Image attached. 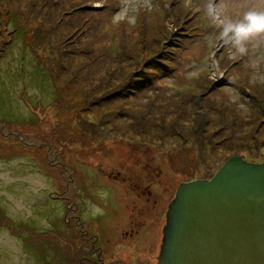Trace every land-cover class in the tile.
<instances>
[{"label": "rangeland", "instance_id": "obj_1", "mask_svg": "<svg viewBox=\"0 0 264 264\" xmlns=\"http://www.w3.org/2000/svg\"><path fill=\"white\" fill-rule=\"evenodd\" d=\"M48 1L0 0V264H158L182 183L264 162V45L208 41L264 0Z\"/></svg>", "mask_w": 264, "mask_h": 264}, {"label": "water", "instance_id": "obj_2", "mask_svg": "<svg viewBox=\"0 0 264 264\" xmlns=\"http://www.w3.org/2000/svg\"><path fill=\"white\" fill-rule=\"evenodd\" d=\"M158 264H264V162L231 157L211 179L182 183Z\"/></svg>", "mask_w": 264, "mask_h": 264}, {"label": "clouds", "instance_id": "obj_3", "mask_svg": "<svg viewBox=\"0 0 264 264\" xmlns=\"http://www.w3.org/2000/svg\"><path fill=\"white\" fill-rule=\"evenodd\" d=\"M104 0H97L95 6L102 7ZM141 6L144 8L152 7V0H121V9L113 15L112 22L120 23L127 20L132 23L135 21V16H129L128 11H136ZM214 40H219L225 45H228L235 54L240 57H245L249 54V45L254 46L264 45V9L250 8L244 12L241 19L234 20L225 16L220 21V32L216 37H209L208 41L211 44ZM264 64V56L256 57L253 60V68L251 81L255 83L257 80L264 81V72L259 71V66ZM196 73H189V77L195 76ZM233 102L238 101V95L232 97ZM243 107V105H241Z\"/></svg>", "mask_w": 264, "mask_h": 264}, {"label": "trees", "instance_id": "obj_4", "mask_svg": "<svg viewBox=\"0 0 264 264\" xmlns=\"http://www.w3.org/2000/svg\"><path fill=\"white\" fill-rule=\"evenodd\" d=\"M48 4H53V2H51L49 0ZM122 62H124V61H122ZM146 76H147V74L142 78L143 81L146 80ZM140 84L141 83H139V81L136 80L130 87L127 88L126 86H124V87H126L124 90L121 89L119 91V88H118V89L112 91L111 93H109V95H107V97L104 99V101L101 100V102L102 103H111V102H114L115 100L122 98V97L123 98L133 97L134 96V95H132L133 90H137V89L139 90V87H142ZM124 87H122V88H124ZM93 104H95V103H93ZM211 178H208V179H211Z\"/></svg>", "mask_w": 264, "mask_h": 264}, {"label": "flooded vegetation", "instance_id": "obj_5", "mask_svg": "<svg viewBox=\"0 0 264 264\" xmlns=\"http://www.w3.org/2000/svg\"><path fill=\"white\" fill-rule=\"evenodd\" d=\"M168 210V209H167ZM167 213V212H166ZM96 240L94 239V242H95ZM86 244H89V243H86ZM92 244V243H91ZM95 250H97L98 252V255H97V261L98 260H100L101 262L100 263H98V262H95V261H93L91 258L90 259H88V260H90V261H92V264H103L104 263V259L102 258V256L104 255V250H103V248L102 247H97V243H93L92 244V252H91V255H93L94 254V251ZM84 258H81L80 259V263L79 264H83V260Z\"/></svg>", "mask_w": 264, "mask_h": 264}]
</instances>
